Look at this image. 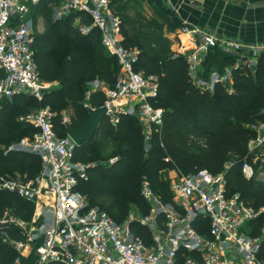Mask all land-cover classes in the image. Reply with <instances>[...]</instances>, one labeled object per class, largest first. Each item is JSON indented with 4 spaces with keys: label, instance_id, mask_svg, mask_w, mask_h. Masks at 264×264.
I'll use <instances>...</instances> for the list:
<instances>
[{
    "label": "built area",
    "instance_id": "obj_1",
    "mask_svg": "<svg viewBox=\"0 0 264 264\" xmlns=\"http://www.w3.org/2000/svg\"><path fill=\"white\" fill-rule=\"evenodd\" d=\"M40 2L0 0V100L23 93L42 101L52 86L40 75L33 47L37 27L33 10ZM73 10L91 16V23L77 21L80 31L88 34L99 28L103 44L120 63L112 85L95 78L91 91H103L105 116L113 125L120 122L122 114L140 119L148 151L152 133L155 128L160 129L165 111L157 104L159 76L136 69L140 51L124 44L121 16L115 13L112 0H61L54 16L60 19ZM180 33L187 34L189 43L182 40L173 50L175 55L185 57L194 84L211 91L219 82H233L231 71L201 74L205 52L218 44L216 34L187 21H183ZM223 40L225 50L238 58V64H247L252 70L257 67L262 46ZM63 114V122H70L68 113ZM55 115L48 105L20 116L39 129L33 136H24L5 147L6 151L33 152L42 160L41 172L35 178L0 177V189L16 191L35 204L32 221L16 219L8 213L0 218L3 241L13 245L20 256L30 243L37 242L36 264L50 260L63 264H264L262 237L246 229L264 207H255L239 192L229 193L225 171L213 173L204 168L185 173L174 166L171 191L175 200L167 202L144 177L141 193L150 204L148 213L130 211L124 222H117L105 209L91 205L79 189L80 180L88 178L87 168L94 164L74 159L78 144L68 133H57ZM251 128L254 135L248 141V150L262 164L264 120L253 123ZM242 170L247 178L255 174V167L248 160ZM132 221L150 230L149 241L132 230ZM11 222L22 228L25 239L10 237Z\"/></svg>",
    "mask_w": 264,
    "mask_h": 264
},
{
    "label": "trees",
    "instance_id": "obj_2",
    "mask_svg": "<svg viewBox=\"0 0 264 264\" xmlns=\"http://www.w3.org/2000/svg\"><path fill=\"white\" fill-rule=\"evenodd\" d=\"M153 1L160 9L159 17L166 20L168 31L183 26L166 0ZM60 3L61 0H41L33 10L35 19L42 15L45 21V29L35 32V60L41 77L56 86L46 91L42 101L23 93L0 100V177L20 175L29 179L41 172L38 154L5 150L12 142L31 137L39 129L28 120L18 119L21 114L49 104L56 112L54 128L65 136L63 109H68L72 125L83 124L88 106H101L105 101L102 90L91 91V81L99 78L112 85L119 71L118 57L103 44L100 29L93 28L88 34L80 31L77 21L91 23V16L73 10L56 19L54 9ZM117 8L114 11L121 16L124 44L140 51L136 69L159 76L157 104L165 111L160 129L155 128L152 133L148 151L142 124L132 114H122L117 125L104 116L93 138L77 145L75 160L86 164L97 160L87 168L88 178H82L79 184L90 204L105 209L117 222L128 218L131 203L142 214L148 213L150 204L141 193L142 179H149L156 192L167 190L161 169L169 164L185 173L204 168L213 173L225 171L229 193L239 192L255 207H264V178L257 175L259 162L248 150V141L254 135L251 125L264 120V53L255 72L241 63L231 69L232 85L226 81L217 83L211 91L202 89L194 84L185 57L175 55L163 22L142 17L140 11H136L135 21L125 6ZM233 60L230 56L228 64ZM110 141L119 145V157L114 163L102 164L100 160L109 156L104 158L100 154ZM245 160L255 167L252 178H247L242 170ZM34 212L31 200L8 188L0 189V218L8 213L29 222ZM263 226L264 211L249 221L247 228L250 234L262 237L264 254ZM131 228L149 241L150 230L146 226L132 221ZM9 235L14 240L25 239L15 222L10 223ZM18 258L20 252L0 235V264H15ZM42 264L63 263L50 260Z\"/></svg>",
    "mask_w": 264,
    "mask_h": 264
},
{
    "label": "crops",
    "instance_id": "obj_3",
    "mask_svg": "<svg viewBox=\"0 0 264 264\" xmlns=\"http://www.w3.org/2000/svg\"><path fill=\"white\" fill-rule=\"evenodd\" d=\"M166 2L182 21L199 25L219 38L218 44L204 54L202 76L213 70L225 74L238 64V58L225 50L223 39L260 45L263 47L262 54L264 53V0H166ZM168 34L172 40V49L177 48L182 40L189 43L187 34H181L180 28L169 31ZM230 56L234 60L228 64ZM36 244L37 242L30 243V248L28 247L29 249L15 264H36Z\"/></svg>",
    "mask_w": 264,
    "mask_h": 264
},
{
    "label": "rangeland",
    "instance_id": "obj_4",
    "mask_svg": "<svg viewBox=\"0 0 264 264\" xmlns=\"http://www.w3.org/2000/svg\"><path fill=\"white\" fill-rule=\"evenodd\" d=\"M112 1L114 2L113 4H114L115 8H117V7L121 8L122 6H125V10L128 11L129 15L135 21H136V11H140L141 12L140 14L142 15V17H145V18L146 17L147 18L148 17H155L158 21L164 23V32H165L166 35H169L168 34L169 31L167 30L168 29V24H167V22H165L166 21L165 19H161L159 17L160 16L159 15L160 14V9H159V7L157 5H155L153 0H112ZM119 8H117V9L120 10ZM43 19L44 18H43L42 15H39L35 19L36 25H37L36 31H43L45 29V21ZM255 69H253V72L256 71ZM226 81H228L229 85H232V83H233L229 79L225 80V82ZM55 86H56V83L53 82L51 88H53ZM46 105H49V104H46ZM37 108H38V106L32 107L28 113H23L20 116H22V115L27 116L28 114H30L33 110H35ZM67 110L68 109L66 107H65V109H63V111L68 113ZM18 119L23 120V119H21V117H19ZM141 124H142V122H141ZM143 130H144V126L142 124V131ZM118 148H119V145L117 143H114V142H111V141L108 142L107 145H106V148L102 151V153L100 155L103 156L104 158L107 157V156H109V157L105 158V159H101L100 162L102 164L114 163L117 160V157H119V149ZM254 161L259 162L258 159H254ZM96 162H97V160L91 161L92 164H96ZM172 168H173V166L168 164V165L164 166L161 169V177L166 182L167 190L163 191V190L156 189L157 190L156 193L161 197V200H163L165 202L171 201L173 199L175 200V195L171 191V184L173 182V179H174V176H175L176 173L174 172V170ZM257 175L260 176L261 178H264V163L260 164V162H259ZM130 207H131V213H136L137 212V209H136L134 203H131ZM9 218H12V217L9 216ZM246 229L248 231V228H246ZM262 233H264V232H262Z\"/></svg>",
    "mask_w": 264,
    "mask_h": 264
},
{
    "label": "water",
    "instance_id": "obj_5",
    "mask_svg": "<svg viewBox=\"0 0 264 264\" xmlns=\"http://www.w3.org/2000/svg\"><path fill=\"white\" fill-rule=\"evenodd\" d=\"M106 113L107 107L104 105L96 107L88 106L86 121L80 126H74L70 122L66 123L67 133L77 144H81L83 141L93 138L100 121Z\"/></svg>",
    "mask_w": 264,
    "mask_h": 264
}]
</instances>
